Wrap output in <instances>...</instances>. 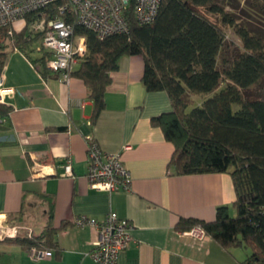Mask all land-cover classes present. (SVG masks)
Here are the masks:
<instances>
[{"label":"crops","instance_id":"obj_1","mask_svg":"<svg viewBox=\"0 0 264 264\" xmlns=\"http://www.w3.org/2000/svg\"><path fill=\"white\" fill-rule=\"evenodd\" d=\"M37 57L8 49L3 66L7 91L1 102L11 111L0 123V219L26 227L19 231L23 235L27 229L39 233L48 221L50 198L52 226H69L57 233L52 255L40 259L0 239V264H101L88 254L96 229L72 221L80 215L100 220L110 211L132 225V239L114 264H242L249 249L226 250L207 235L194 237L175 227L180 217L213 220L217 206L230 205L235 191L227 172L174 175L167 170L174 146L149 119L171 104L165 91L146 90L143 56L119 58L94 125L83 81L42 74L31 63ZM90 141L120 154L131 176L129 190L109 193L89 186ZM67 162L71 174L65 173Z\"/></svg>","mask_w":264,"mask_h":264},{"label":"trees","instance_id":"obj_2","mask_svg":"<svg viewBox=\"0 0 264 264\" xmlns=\"http://www.w3.org/2000/svg\"><path fill=\"white\" fill-rule=\"evenodd\" d=\"M226 1L161 0L154 20L145 24L137 22L129 5L125 11L128 31L105 37L62 13L61 0L28 14L25 23L41 16H60L74 25L76 34L85 36L86 54L69 76L80 78L87 88L91 125L105 107V90L119 58L143 56L146 90L165 91L171 104L169 111L149 119L174 146L167 170L174 175L227 172L235 191L230 205L217 206L213 220L180 217L176 229L198 227L226 250L249 249L242 264H264V98L248 96L250 89L264 83V34L240 23L234 12L243 1V15L261 17L264 6L261 0ZM224 26L233 29L240 44L227 43ZM37 39L26 26L0 27V71L8 49L32 51ZM36 53L32 63L42 74L53 72L46 66L48 54ZM198 95L205 99L189 108ZM10 111L0 102V123ZM52 207L49 198L48 221L41 232L18 233L2 241L28 251L56 249V235L69 222L53 227Z\"/></svg>","mask_w":264,"mask_h":264},{"label":"built area","instance_id":"obj_3","mask_svg":"<svg viewBox=\"0 0 264 264\" xmlns=\"http://www.w3.org/2000/svg\"><path fill=\"white\" fill-rule=\"evenodd\" d=\"M59 0H0V27L13 24L16 29L26 26L31 36H37L33 50L48 54L47 68L57 73L62 80L70 78L69 72L75 68L86 54L85 36L74 32V25L60 16L33 18L27 24L25 18L46 5ZM60 10L67 17L73 16L75 22L94 31L98 37L128 31L125 11L132 5L134 17L139 24L154 20L161 0H61ZM10 32V31H9ZM15 50H20L14 47ZM21 51V50H20ZM32 63V62H31ZM35 65L34 63H32ZM36 66V65H35ZM4 68L0 71V102L2 93L7 91L3 85ZM11 91L10 89L8 92ZM89 186L95 190L114 192L129 190L131 176L118 152H105L95 141H90L86 149ZM65 173L71 174L67 162ZM0 219V239L15 237L21 229L20 224H5ZM77 226L89 225L96 229L92 248L88 252L96 262L114 264L118 253L131 241V223L116 212H108L97 220L80 215L72 221ZM194 237H203L198 227L188 230ZM26 233L30 235L31 230ZM30 255L35 259L49 257L50 250L31 248Z\"/></svg>","mask_w":264,"mask_h":264},{"label":"rangeland","instance_id":"obj_4","mask_svg":"<svg viewBox=\"0 0 264 264\" xmlns=\"http://www.w3.org/2000/svg\"><path fill=\"white\" fill-rule=\"evenodd\" d=\"M219 2H223L226 4L227 1L226 0H219ZM260 2H261V5L264 6V0H261ZM236 3H238V2H236ZM242 6H244L243 1H240L238 9L234 10V12L238 15L239 22L244 24V25L246 24L250 29L254 30L255 33L264 34V15H262L261 17H257L254 15L253 16L247 15V14L243 15V13H242L243 7ZM226 9L231 10V6H227ZM224 33H225V40L227 41V43H232L234 45L240 44L238 37L234 34V31L231 27L224 26ZM248 96L249 97H262V98H264V83L260 84L257 87L250 89V91H248ZM193 99L194 100H193L192 104L189 106V108H191L193 106L200 105L202 103L203 99H205V96L204 95H198V96H195ZM231 214L232 215L235 214L234 210L233 211L231 210Z\"/></svg>","mask_w":264,"mask_h":264}]
</instances>
